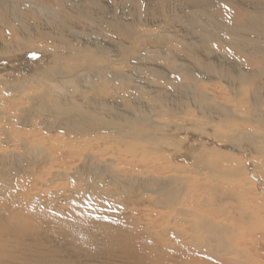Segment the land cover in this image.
Here are the masks:
<instances>
[{
    "label": "bare ground",
    "instance_id": "obj_1",
    "mask_svg": "<svg viewBox=\"0 0 264 264\" xmlns=\"http://www.w3.org/2000/svg\"><path fill=\"white\" fill-rule=\"evenodd\" d=\"M6 1L2 3L6 5L5 17L0 20V60L29 58V54L42 57L38 63L23 69L14 65L0 68L3 75L0 77V165L8 167V173H0V178L11 183H4L5 189H2L4 185L0 186L2 198H15L18 189L24 188L29 197L21 210L28 212L40 206L38 201L42 197H47L49 204L51 198L62 195L67 204L70 203L69 196H64L67 193L84 191L96 194L97 198H109L110 194L104 190L108 185L115 188L116 194L120 190L143 192L148 187H153L152 193L163 192L173 184L175 193L159 196L154 206L158 211L192 207L193 215L189 210L179 214L189 222L185 236L193 246L203 239L193 233L198 228L212 235H218L214 230L224 231L221 226L213 225V219L204 213V207L210 210L223 206L224 199L238 203L235 219L245 235L254 236L259 229L264 230L260 220L264 198L258 197L255 189H258L257 182L264 184V51L260 59H250L251 63L220 62V56L201 41L203 37L220 41L223 33L218 31V18L238 26L232 31L238 43L249 41L251 36L264 39V19L255 14L259 8H245L253 0H240L243 8L238 15L227 8L224 11L223 6H214L216 11L211 8L213 5L197 6L193 0H114L116 10L165 19L163 26L156 27L133 22L132 31H123L106 19L110 10L104 1L97 4L93 1L95 10L89 9L91 3L87 0ZM79 2L82 4L79 12L83 10L85 15H90L84 20L76 12ZM29 4L32 6L27 8ZM25 10L29 15H21ZM76 26L80 29H75ZM93 27L99 30L86 32ZM134 27L145 29V33L135 37ZM96 38L99 44L93 46L92 40L96 42ZM134 43L141 48L140 52L155 49L159 57L166 53L173 59L176 56L178 63H133L130 55ZM173 44L180 47L181 52L176 55L168 52L173 50L167 46ZM118 46L123 50L118 52ZM177 64L183 67L180 76L191 78L192 83L176 84L178 80L170 78ZM193 71L198 76H189ZM148 76L168 79L170 84H153L146 80ZM167 85H175V91L172 93ZM76 160L82 168L52 169ZM167 160L170 166L166 165ZM119 164L126 165L121 175L116 168ZM26 166L32 167L24 170ZM164 175L168 181L162 179ZM57 180L63 183L59 186ZM65 180L80 183V188ZM52 187L54 195L48 192ZM1 204L14 211L17 203L6 200ZM35 216L38 219L40 213ZM47 218L40 217V222L45 224ZM0 222L5 223L7 219L0 215ZM27 237L35 236L28 234ZM68 242L63 248L74 255L73 261L95 264ZM46 243L34 244L28 240L16 253L5 250L10 247L4 244L1 246L4 251L0 249V264H53L47 256L44 259L35 256L42 245L50 248V243L49 246ZM150 250L147 246L139 249L145 254ZM154 253L157 257L149 264H163L162 253ZM165 256L166 260L178 259L167 253ZM175 258V264H183ZM63 262L68 264L67 259Z\"/></svg>",
    "mask_w": 264,
    "mask_h": 264
},
{
    "label": "rangeland",
    "instance_id": "obj_2",
    "mask_svg": "<svg viewBox=\"0 0 264 264\" xmlns=\"http://www.w3.org/2000/svg\"><path fill=\"white\" fill-rule=\"evenodd\" d=\"M5 1L6 0H0V20H2L5 17L4 11L6 10L5 9L6 5L2 4ZM87 1H90L91 3L90 5H88L90 10H95L96 8V6L93 4V1L95 2V4H97L100 1H104L106 3L105 7L109 8L110 10V14L107 16L106 19L116 24L123 31H132L133 22H139V23L144 22L148 26L156 27V26H163V21L165 20L163 17H153V16H149L146 14H141L139 12H134L131 10H123V11L116 10L115 6L113 5L114 0H87ZM241 1L243 2L244 0H241ZM241 1L240 0H193L194 4L197 6L213 5V7L211 8L214 9L215 11H216L215 7L218 8L219 6L220 7L223 6L224 11H226L225 8H227V10H230V12H232L233 15L242 14L241 12H242L243 7L240 6ZM246 2L247 1H245L244 3ZM37 5L38 4H36L35 6ZM81 5L82 4L79 2L76 12H78L84 20L86 17L90 15H85L83 13V10H80L79 12V9H81L79 7ZM247 5L245 6L246 10L250 9L251 7L259 8V10L256 8L257 11L255 12V14L258 13L256 16L264 19V0H255V1L253 0L251 3H247ZM27 6L26 7L29 8L32 6V4H29ZM86 11L89 12L88 10ZM27 12L28 11L25 10L24 12H21V15L23 16H27V14L29 15V13ZM105 13L106 12L104 11L103 15H105ZM209 15L212 16V14H209ZM223 16H225V14H223ZM226 17H229V16L226 15ZM218 21L220 22V23H217L218 27L220 28V29L218 28V31L221 30L220 33L221 32L223 33L220 38V41H214V40L212 41V39L207 38V37H203L201 41L204 42L207 49H210L211 51H213L214 53L220 56L221 59L219 58V56L217 58L218 60L220 59V62L229 61V62H234V63H245V62L251 63L250 59L254 57H256L255 59H260L262 57V52L264 51V44H263L264 39L254 38V36L252 37L251 35H250L251 37L248 38V36L244 35L249 39V41L250 40L251 41L253 40V41L249 42L246 40L245 43H242L243 44L242 45L241 42L238 43V41H235L237 39L236 37L232 36V34L234 33L232 31H235L238 26L235 23L229 22L228 20L223 19V18H218ZM222 23H226V24L222 25ZM128 24H130L131 26L129 27ZM227 27H230L231 30ZM232 28L234 30H232ZM75 29L79 30L80 27L76 26ZM97 30H99L98 27H93L90 30H87L86 32L92 33ZM143 30L145 29L134 27L135 37L137 35H141L145 33L143 32ZM225 30L226 32H223ZM135 37L134 39H136ZM256 39H258L259 42ZM259 39L261 40V43ZM247 42H248V45H247ZM92 44L93 46H97L99 44L98 38H96V42L92 40ZM137 47H139L138 44L134 43L132 47L133 51H131L132 53L130 55V58H132L133 63H178L177 61H175L176 56L173 59L172 57H170L168 53H166L165 56L159 57L156 53L158 51H156L155 49L148 50L147 52H143V51L140 52L141 48L138 49ZM167 48L173 50V51L167 50L168 52H171L170 53L171 55H176L177 54L176 52H181L179 50L180 47L177 44H173L172 46L169 45L167 46ZM117 50L118 52H120L121 50H123V47L118 46ZM252 53H255L257 55H253ZM225 54L228 55V58ZM34 55L37 56L36 54H29V58L25 57L24 59L15 58L12 60H0V68L5 65H10V66L14 65L17 68H22V69L25 67L31 66L35 62L38 63V61H40L42 57V56L40 57L37 56L38 59H35L36 57ZM257 61L258 63L260 62L259 60ZM177 66L175 70L170 72L169 74L170 78H172L173 80H178L176 84H179L182 82L192 83L193 81H191V78L189 79V77L180 76V74H182V72L180 71L183 70L182 69L183 67L180 64H177ZM197 74L198 72L196 71L189 72V76H192V77L198 76ZM2 76L3 75L0 74V77ZM148 79L153 84H159V83L170 84L168 79H163V78L154 79L150 76H148L146 80ZM175 85L170 86V87H168L167 85V87L171 90L172 93L175 91V87H176ZM202 89L205 90L204 88ZM133 91H135L134 93L137 96L140 95L139 93H137L136 89H134ZM188 117H191V116H188ZM107 141L110 142L108 139ZM37 164L38 162H35V165ZM80 164L81 163L78 160H76L72 164H69V162H67V163L60 164L59 166H55L52 169L53 171L62 170L64 167H67V166H76V167L82 168ZM166 165L170 166L168 164V160L166 162ZM247 165L249 164L247 163ZM20 166H24V165L20 164ZM30 167L32 166H26L24 170H29ZM125 167L126 165H123V164H119L116 166L119 174L122 171V169ZM7 168H6V165H0V173L3 174V172H7ZM130 175L133 176L132 174ZM166 177L167 176L164 175L162 179L164 181H168ZM15 178H19V177H15ZM251 178L253 177H250V179ZM0 179L2 180L0 181V186L4 185L3 188L2 187L0 188L5 189L4 188L6 187L5 184L7 185L9 180L7 181L4 178H0ZM58 182L59 180L56 181V184L58 185L63 183V182H60V183ZM65 182L69 184L72 183V186L80 188L79 187L80 183L75 184L73 181H69V180H65ZM15 183L16 181L14 182V184ZM35 183L36 182H34L33 184ZM257 183H259V185L258 186L256 185L258 187V189L255 188L256 194H258V197L264 198V184H262L261 182H257ZM168 186L169 187L165 189L163 192L155 191L156 193H152L153 191H150V190H153V187H148L146 191H143V192H137L136 190H129V191L126 190L124 192L123 190H120L118 191V193L114 194L115 188L113 190L112 185H108L104 188V190L105 191L107 190V192L110 194L109 198L106 196H103L102 198L101 197L97 198L96 194H93L90 192L87 193L84 191H82L81 193H75L74 195H70V193H67L64 195V196H69L70 201L67 200V202L69 201L70 203H67V204L64 203L63 201L64 198L61 197L62 195L61 196L59 195L60 198L56 196L51 198V201L49 203L50 205L48 204V202H46L48 201L47 197H42L41 199H39L40 201H38V204H40V206L32 207L31 209L28 210V212L27 211L25 212L21 209L25 207L24 205L27 203L26 201L28 200L29 194L28 192L26 193L24 191V188L18 189L17 191L18 195H15L16 196L15 198L13 196H8V198H2L0 196V203H3L6 200H8L9 203L11 202L13 204L15 202L17 203L16 206L13 207L14 211H9L5 209V207H3L2 204L0 205V215L1 217L7 219V222H8V224L7 222L5 223L0 222V247L4 244H7V246H9L10 248L5 247V250H9L12 253L14 252L16 253V250H18V247L26 246V244H28V240H31L34 244H38L39 242H42V241L43 243L47 242L46 243L47 245L50 243V248L46 246L44 247L42 245L43 249L41 246V251L38 248H37V251L35 250L36 251L35 256L38 258H43V259L46 258L47 256V258L50 259L52 263L54 262L53 264H61V262L64 263L63 261H65V259H67L68 264H72L71 262H73V264H77L76 261H73L74 255L66 251V249L64 250L63 248V244L66 241L67 242L69 241L68 243L71 244L72 248L73 249L75 248L74 249L75 251L80 252L81 256L85 255V256L90 257L91 260L95 262V264H121V263L124 264L126 261L129 263L126 262L125 264H130V262H133L131 264H149L151 259H155L154 257H157V254H155L154 252L162 253L161 258L163 259L161 260V262L163 264H175L174 263L175 257L172 258L171 260L169 259L166 260L165 253L173 255V256H178V259L175 258V260L176 261L180 260L183 264H187V263L194 264L195 262L205 263V264H255L256 262V264H264V230L260 231L259 229L258 232H255L254 236L245 235V233L240 228L241 224L238 222L237 218L235 219L236 213L238 210L236 208V206H238L237 202H233V200L229 198V199L222 200L221 205L223 206L220 205L221 207H218V209L214 208V209L207 210V208L204 207L205 208L204 213H206V215L208 214L209 219L211 218L213 219L212 221L214 223L213 225L221 226V228H224V231L221 233L217 229V230H214V232L217 231L218 235H212L211 232L198 228L197 230L193 231V233L200 235L203 239L198 240V244L195 247L191 243L188 242V239L185 236V232L188 230L189 222L185 220L184 216L179 214L180 211L189 210L190 215H193L194 210L192 209V207L190 209L189 208L181 209V207L179 206L180 210H177L174 207V209L170 208L167 210L162 209L158 211L156 207L154 206V202L158 201L159 198H163L165 196L171 195L172 193H175L176 186L173 184H169ZM229 188H231V186ZM52 189L53 187L50 188L49 190L51 191L48 190V192L54 195V189L53 190ZM154 190L156 189L154 188ZM209 198L210 197H208V200ZM148 202H150V204ZM42 203L44 204L43 206H42ZM46 205H48L49 207H44ZM224 207L226 208V210L224 209ZM195 208H198V207H195ZM262 211H261L262 213H260V218H261L260 220H261V223H263L264 225V221H263L264 220L263 218L264 210ZM3 212L5 213L7 212V213L5 214ZM44 212H46L48 216L47 219H49L48 222H46L45 224L40 222V217L42 218L47 217L46 215L43 216ZM35 213L36 214L40 213V217L38 219L35 216L36 215ZM52 213H54L53 214L54 216L52 215ZM26 214H30V215L26 216ZM141 214L143 216H141ZM163 215L165 217L161 218L160 216H163ZM35 218H36V221L34 220ZM15 219L16 221H14ZM63 220L66 225L63 224ZM20 222H23V223H20ZM48 225H52V226H48ZM11 226L13 227L17 226V229L13 230L12 229L13 227ZM107 229H110V230H107ZM164 230L166 231L165 234H161V232ZM104 231L106 232L104 233ZM28 234H31L32 237L33 236L35 237L28 238L27 237ZM240 234H243V235H240ZM36 236L45 238V239L37 238ZM170 237L172 238L170 239ZM163 238L164 240H162ZM243 240L248 243L246 244ZM146 246L151 249L150 252L145 254L144 252L139 251V249L142 250ZM79 247H80V250H79ZM54 248L58 250L55 249L56 250L55 251ZM0 249L1 251H4L2 247ZM173 249L175 250V252ZM129 250H131L132 252ZM128 251L130 252V254L132 253V256L129 254ZM38 252L40 253V255L38 254ZM55 252L57 253L56 255H55ZM118 255L121 258L124 257L126 259L124 258L120 259ZM64 256L67 258H65ZM115 256L118 258L116 259L113 258ZM118 259H120V261L122 262H119Z\"/></svg>",
    "mask_w": 264,
    "mask_h": 264
}]
</instances>
